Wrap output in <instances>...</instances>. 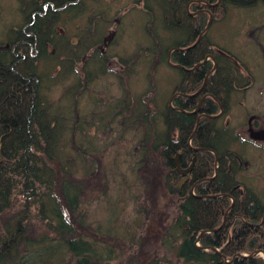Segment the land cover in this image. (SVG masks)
<instances>
[{
	"label": "trees",
	"instance_id": "1",
	"mask_svg": "<svg viewBox=\"0 0 264 264\" xmlns=\"http://www.w3.org/2000/svg\"><path fill=\"white\" fill-rule=\"evenodd\" d=\"M135 1L134 7L143 5V14L154 21L161 7L165 31L169 32L167 38L156 33V22L154 27L143 28L152 38L146 51L153 55V68L167 63L171 50L180 49L172 51L170 59L182 66L175 68L181 78L173 91L179 94L173 102L178 110L169 102L165 109H158L160 129L152 112H143L141 102L134 108L130 101L120 100L116 106L108 104V112L95 111V105L102 102L92 98L88 105L99 116L93 125L96 130H114L116 121L112 125L106 121L127 108L129 120L137 118L139 126L155 136L154 148L160 151L167 175L148 170L142 178L144 192L154 208L158 205L156 190L165 185L177 201V218L163 231L166 259L153 262L264 264L263 256H252L264 252V204L236 177L245 169L242 156L232 151L239 137L232 141L230 129L218 127L220 119L207 117L221 113L220 104L224 114L228 113L234 91H245L253 81L250 75H243L241 69L248 70L245 65L221 50L209 32L204 33L211 14L214 24L221 23L228 6L252 9L259 3L264 5V0H221L219 5V0ZM19 2L25 23L12 31L13 37L9 35L7 55L11 60H0V264H138L141 256L132 257L124 250L126 244L130 246L129 228H117L112 220L93 226L83 211V205L97 195V186L90 181L96 182L97 174L91 170L96 162L97 170L103 169V151L84 129L89 123L80 116L77 98L87 90L85 81L91 85L110 75L111 55H103L100 46L113 21H121L124 9L117 10L120 17L116 19L118 14L113 16L108 0ZM82 21L86 24L83 35L80 29L75 37L58 32ZM51 47L53 52L49 53ZM86 56L82 83L75 77L76 66ZM43 62L51 69H60L51 76L41 67ZM121 65L131 70L128 59L121 60ZM126 76L125 80L131 77ZM72 77L74 82L62 97L51 100V89ZM220 133L223 144L218 143ZM84 134L91 142L83 144ZM200 148L208 150L196 151ZM69 150L77 155L72 158ZM89 159L94 162L91 167L86 166ZM177 163L183 170L193 166L192 180L180 192L173 188L181 177ZM228 194L230 197L225 196ZM211 230L218 231L204 234L199 241L204 249H198V237ZM209 248L220 253L206 251Z\"/></svg>",
	"mask_w": 264,
	"mask_h": 264
},
{
	"label": "rangeland",
	"instance_id": "2",
	"mask_svg": "<svg viewBox=\"0 0 264 264\" xmlns=\"http://www.w3.org/2000/svg\"><path fill=\"white\" fill-rule=\"evenodd\" d=\"M108 1L112 4L113 16L114 13L118 14V9H124L120 13L121 25L118 27L114 20L110 28V30H115L117 27L118 31L117 38L115 36L116 39L111 42L112 45L108 50L111 55L110 59H113L114 71L118 73L99 78L88 85L82 73L84 60L76 66L75 77L80 78L82 83L85 81L87 87L84 95L77 98L82 114L80 116L84 122L87 120L89 123L86 128L84 125L83 127L88 131L90 140L93 138V143L99 145L103 151L100 154L103 169L99 167L100 169L97 170L98 163L95 160V170H91L97 174L96 182L90 179L92 184L97 186L95 192L97 195H93L92 199L83 205V211L85 210L89 216V221H93V226L107 225L112 220V225L117 228L124 230L129 228L131 247L126 244L124 250L131 253L132 257L140 255L138 264H155L153 262L155 259L162 261L166 259V250L161 240L165 235L163 231L177 218V201H174L173 195L165 185L156 190L158 205L154 208L151 207L146 192H144L142 178L148 170L154 169L161 172V175L165 171L162 167L163 159L160 151L154 148L155 136L148 135V132L139 126L137 118L129 120L131 116L125 114L127 108L121 107L122 110H118L119 127L112 125L114 130L110 132L109 128L108 132L105 131L106 133L103 130H96V126H93L99 122V116L94 113L97 110L108 112L106 106L118 103L120 100L130 101L134 104V108L141 102L143 112H152L151 117L155 119L156 127L161 129L162 117H158V109H165V105L173 96L171 94H173L174 87L181 78L175 68L165 61L162 64L160 62L159 67L154 69L153 62L151 63L153 55L146 51L151 45L152 38L143 32V28L153 24V27L156 25V33L163 34L165 38L168 36L166 33L169 32L165 31L161 7H158L159 12L154 21L150 16L143 14V5L128 12L135 5V0ZM228 7L226 19L221 23L214 24L213 22L208 34L221 50L230 53L232 57L247 67L249 71L243 68L241 71L243 75L251 76L253 84L245 91H234L230 100V110L217 122V125L219 128L227 125V128L239 137L232 151L242 156L245 169L238 172L236 177L244 187L252 189L264 204V143L254 141L248 132L249 120L252 117L260 123L258 127L264 128V5H257L250 10ZM120 14L115 16L116 19L120 17ZM24 23L25 16L22 14L19 0H0V60L6 62L11 60V57L7 55L11 40L9 35H12V31L22 28ZM85 25L84 21L72 23L71 27H64L65 31L62 29L58 32L66 34L67 37H75L80 29L83 35ZM176 39L179 40L181 37ZM48 51L52 53L53 48H49ZM127 59L131 70L121 65V60ZM44 65L43 62L41 67L46 72L49 71L51 76L60 69H51L48 64L45 67ZM127 74L131 77L125 80ZM75 77L65 81L64 84L54 86L49 95L50 99L57 101L61 98L66 87L74 82ZM95 89L98 91H94ZM91 98L102 102L95 105V111L90 110L88 105V100ZM121 111L122 116H120ZM113 119L117 121L116 117ZM108 120L106 125H109ZM103 127L108 126L101 125V128ZM116 128L120 129L119 135ZM85 136L87 137L84 134L83 139ZM78 137L80 138V135ZM85 142L91 141L87 137L83 140V144ZM69 151L73 153L72 158L77 155V152ZM93 163L89 159L86 166L91 167ZM93 176L94 174L91 177ZM181 179L179 177L177 181H174V189L182 181Z\"/></svg>",
	"mask_w": 264,
	"mask_h": 264
},
{
	"label": "flooded vegetation",
	"instance_id": "3",
	"mask_svg": "<svg viewBox=\"0 0 264 264\" xmlns=\"http://www.w3.org/2000/svg\"><path fill=\"white\" fill-rule=\"evenodd\" d=\"M115 22L117 23V26L118 25H121V21H119V19L118 20H115ZM112 31H114V32H118L117 31V28H115V30H109L108 31V33H107V35L104 37V40H103V43H102V45L100 46V50H101V52H102V54L103 55H105L106 53H108V50H109V48L111 47V45H112V43H111V41L110 42H105V39L110 35V32H112ZM118 34V33H117ZM117 34H116V38H117ZM115 38V39H116ZM115 39H114V41H115ZM113 42V41H112ZM87 58H89L88 56H86L85 58H84V61H85V63L87 62ZM111 58V57H110ZM112 60L113 59H109V62H108V66H109V69H110V74L111 75H114V73L115 74H117L118 73V71H114V68H113V64H112ZM174 96L173 97H177V95L176 94H173ZM172 97V98H173ZM175 98H174V100H175ZM117 105V103H115L114 104V106H116ZM94 115H96V114H94ZM219 115V114H218ZM225 114H224V111H223V115L222 116H224ZM115 117H116V119H117V121L115 122V124H117V126L119 127V119H118V112H116V115H114ZM214 116H217V115H214ZM214 116H212V117H214ZM104 117H106V116H104ZM215 118V117H214ZM255 117H252L250 120H249V123H250V127H249V129H248V132H249V134H251V138L254 140V141H262L263 143H264V128H262V127H258V125H260V123L258 122V121H256V119H254ZM113 119H109L108 120V123H109V125H112V123H113ZM226 127H227V125H226ZM117 134L119 135L120 134V129H118V131H117ZM229 135L231 136V137H233V140L232 141H234L235 140V138L237 137V135H236V133L235 132H233L232 130H230L229 131ZM224 138V136L223 135H221V133H220V136H219V140H218V143L219 144H223V141H222V139ZM227 143V139H226V141H225V144ZM233 143V142H232ZM231 143V144H232ZM234 143H236V142H234ZM189 169H191V171H189L188 173H186L185 175H181V178H184L185 176L188 178V180L190 181V180H192L191 179V174H192V172H193V166L191 167V168H186L185 170H189ZM184 170V171H185Z\"/></svg>",
	"mask_w": 264,
	"mask_h": 264
},
{
	"label": "water",
	"instance_id": "4",
	"mask_svg": "<svg viewBox=\"0 0 264 264\" xmlns=\"http://www.w3.org/2000/svg\"><path fill=\"white\" fill-rule=\"evenodd\" d=\"M212 23V17H210V22H209V24H208V26L206 27V29H205V31H204V33L205 32H207L208 30H209V27H210V24ZM116 32H114V31H112V32H110V35L105 39V42H112L114 39H115V36H116ZM203 35V34H202ZM202 35L200 36V38L202 37ZM200 38H199V41H200ZM197 44H198V42H197ZM194 46H196V45H194ZM193 46V47H194ZM176 51H179L178 49H175ZM171 52H170V54H169V57H168V61H167V63L168 64H170V65H172L173 67H175V68H179L180 69V67H182L181 65L179 66V65H176V64H174V63H172L171 62ZM212 59V58H211ZM206 62H207V59L205 60ZM205 61H203V63H201L200 65H198L196 68H198V67H200L201 65H203L204 64V62ZM186 70V69H185ZM186 71H188V70H186ZM173 100V98L171 99V101ZM201 105L202 104H200V106H199V109L201 108ZM220 108H221V113H219V115H217V116H214L215 118H217V117H220V116H222L223 115V107H222V104H220ZM214 117H212V116H210V118H214ZM205 150H208V149H196V151H205ZM214 153V152H213ZM215 154V157H216V159H217V162L219 161V157H218V155H217V153H214ZM177 169H178V171H179V173L181 174V175H185L186 173H188L189 171H191V169H189V170H183V169H181L180 168V165H179V163H177ZM217 175V174H216ZM214 179V178H213ZM213 179H209V180H213ZM188 181V178L185 176L183 179H182V181L179 183V185L177 186V188H176V190H179L180 191V189L185 185V183ZM218 196H221V195H218ZM218 196H209V197H214V198H218ZM226 196V195H225ZM228 197V196H227ZM224 220H225V218H224ZM226 221V220H225ZM225 221H224V223H225ZM223 226V225H222ZM221 226V227H222ZM220 229V228H219ZM218 229V230H219ZM218 230H211V231H209L210 233L212 232V233H216ZM209 232H203L200 236H199V238H198V241H200V239L202 238V236L204 235V234H206V233H209ZM198 248H200L201 250L203 249V248H201V247H199V245H198ZM209 250H212V251H214V252H216V253H218V250H216V249H214V248H209V249H207L206 251H209ZM259 253H261V254H263V252H256L255 254H259Z\"/></svg>",
	"mask_w": 264,
	"mask_h": 264
},
{
	"label": "bare ground",
	"instance_id": "5",
	"mask_svg": "<svg viewBox=\"0 0 264 264\" xmlns=\"http://www.w3.org/2000/svg\"><path fill=\"white\" fill-rule=\"evenodd\" d=\"M220 2H221V0L218 1L217 5H219ZM217 5H215V6H217ZM258 5H262V4L259 3ZM262 6H263V5H262ZM208 7H209V6H208ZM134 9H135V7L133 6V7L130 8V10H129L128 12H130V11H132V10L134 11ZM249 10H250V9H249ZM206 12L210 13L208 10H206ZM192 15L195 16V15H198V13H192ZM210 17H212V14L210 15ZM209 19H210V18H209ZM213 21H214V19H213V17H212V23H213ZM209 22H210V21H209ZM212 23H211V24H212ZM208 24H209V23H208ZM211 24H210V26H211ZM207 26H208V25H207ZM205 29H206V28H205ZM205 29H204V30H205ZM209 31H210V27H209V30H208L207 32H209ZM207 32H205V33H207ZM178 50H179V49H178ZM172 51H175V50H171L170 52L172 53ZM171 55H172V54H171ZM167 61H168V59H167ZM202 63H203V62H202ZM169 65H170V64H169ZM171 66H172V65H171ZM215 66H216V64H215ZM172 67H173V66H172ZM173 68H175V67H173ZM213 70H214V69H213ZM213 70H212V71H213ZM171 95H173V94H171ZM176 95H177V97L179 96V94H176ZM173 96H174V95H173ZM173 96H172V97H173ZM184 96H185V97H192V96H188V95H184ZM174 98H175V97H173V100H172V101H171V100L169 101V104H170L169 106L172 107V108H174V109H176V110H178V108H175L174 105H173ZM171 99H172V98H171ZM201 104H202V103H201ZM199 106H200V105H199ZM201 107H202V105H201ZM200 109H201V108H200ZM200 109H198V110H200ZM207 117H210V116L207 115ZM222 117H223V116H220V117H217V118H218V119H221ZM211 119H212V118H211ZM222 128L225 129V127H223V126H222ZM193 136H194V135H193ZM193 136H192V138H194ZM191 140H192V139H191ZM191 140H190V144H191ZM200 149H201V148H200ZM205 149H206V148H205ZM198 152H201V151H198ZM244 166H245V164H244ZM189 168H191V167H189ZM182 179H183V178H182ZM182 179H181V180H182ZM187 182H189V180H188ZM187 182H186V183H187ZM240 182H241V181H240ZM186 183H185V184H186ZM178 185H179V184H178ZM184 186H185V185H184ZM184 186H183V187H184ZM183 187L180 189V191H182ZM176 188H177V187H176ZM176 188H175V190H176ZM177 191L180 192L179 190H177ZM226 196L230 197L229 194L226 195ZM231 207H232V206H231ZM227 214H228V212L226 213V215H225V217H224L225 219H226V217H227ZM223 220H224V219H223ZM209 233H210V232H209ZM211 233H212V232H211ZM198 238H199V237H198ZM196 243H197V248H198V245H199V247H201V245H200L198 239H197ZM201 248H202V247H201ZM198 249H200V248H198ZM203 249H204V248H203ZM203 249H202V250H203ZM218 253H220V252L218 251ZM258 255L264 256V252H263V254H261V253H259V254H255V253H254V254H252V256H258ZM252 256H250V257H252Z\"/></svg>",
	"mask_w": 264,
	"mask_h": 264
}]
</instances>
